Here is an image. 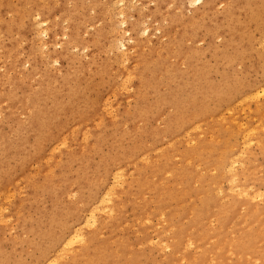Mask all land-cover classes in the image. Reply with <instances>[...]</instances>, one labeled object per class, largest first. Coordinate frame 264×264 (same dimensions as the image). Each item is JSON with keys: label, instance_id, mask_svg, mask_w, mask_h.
I'll return each mask as SVG.
<instances>
[{"label": "bare ground", "instance_id": "bare-ground-1", "mask_svg": "<svg viewBox=\"0 0 264 264\" xmlns=\"http://www.w3.org/2000/svg\"><path fill=\"white\" fill-rule=\"evenodd\" d=\"M69 1L75 0H0V119L42 134L32 154L26 156L20 145L9 159L4 151L7 160L0 158V264H264V162L259 163L264 161V1L228 14L227 22L235 24L221 44L232 51L214 66L226 89L211 79V66L192 47L195 36L188 25L180 31L167 25L173 35L163 33L167 42L161 44L143 38L148 31H135L139 19L125 38L118 27L126 24L133 0H114V6L112 0H84L82 14L70 21ZM188 2L174 0L171 8ZM90 9L97 14L86 16ZM94 19L101 24L94 32L103 59L91 58L84 95L82 86L71 85L64 106L47 62L42 68L34 63L27 77L19 72L23 53L34 57L29 48L25 52L20 31L36 38L52 33L49 25L61 28L65 55ZM212 32L204 23L198 34ZM239 57L253 59L243 80L229 72L228 64ZM8 68L14 69L12 78ZM257 71L260 78L253 79ZM34 76L38 79L14 97L18 83ZM47 98L58 113L53 126L47 125V104H41ZM77 108L84 115L73 116L72 123ZM2 135L0 147L6 141ZM102 143L107 150L87 173L85 161ZM40 192L47 193L53 209L46 221H31L23 209L37 203Z\"/></svg>", "mask_w": 264, "mask_h": 264}, {"label": "rangeland", "instance_id": "rangeland-1", "mask_svg": "<svg viewBox=\"0 0 264 264\" xmlns=\"http://www.w3.org/2000/svg\"><path fill=\"white\" fill-rule=\"evenodd\" d=\"M78 1H80V0H78ZM83 1L84 0H81L80 2H76V0L75 1H69L68 2V7H70L71 8V10L72 11H74V12H72L73 14H70V15H72L71 16V18L69 19V21L70 20H72V19H74V17H77V16H80L81 14H82V12H83ZM100 3H103V1H105V0H98ZM137 1V2H136ZM145 1V2H144ZM173 1L174 0H133V2H132V4H131V6H132V9L130 10V11H128L127 12V14L126 15H124V19H125V23L127 24H125V25H120L119 27H118V29H120V33L122 32V33H125V34H121L122 36H124L125 38H128L129 37V35H132L133 34V30L130 32V30H128V29H130L131 27H130V25H131V23H132V21H137V20H139V25L137 26V29L135 28V31H137V32H139V31H142L143 29L144 30H146V32L147 33H145V35H143V38H149V41L150 42H153V41H155L156 39H158V43H166L167 42V37L166 36H164L163 35V33L166 35L167 33V35L169 36V38L173 35V31L174 30H177V31H180L181 29H182V27L183 26H187L188 25V27L193 31V33H194V35L193 36H195V37H193L192 38V43L193 44H191L192 45V47L196 50V52H199V50H200V54H201V57H202V59L204 60V62H206L209 66H211V79L214 81V82H216V83H219V84H221L222 86H224L225 87V89L227 88V86H228V84L227 83H225V82H220L221 80H220V77H219V75H217V74H215L214 73V69H215V67H216V65H217V63H220V61L222 60V57H223V53L224 52H226V51H228L229 53H231L230 52V50L232 51V48L230 47V46H228V47H226V48H222V44H221V42H223V40H224V38H225V36L226 35H228V33L229 32H231V30H233V28H234V24L235 23H231V22H227V20H228V17L232 14H230V15H228L231 11H233V10H237V9H242V7H243V5H257L260 1H262V0H241V1H243V2H241L240 0V2H237V0H202L201 2H200V4H198V5H196V4H194L195 3V0H194V2H193V0L191 1V0H189V2L188 3H190V2H192V3H190L188 6H187V4L188 3H186L185 5H182L181 7H179V8H177V9H173L174 7H173ZM252 1V2H251ZM258 1V2H257ZM264 1V0H263ZM112 4H111V6H114V0H112ZM172 2V4H170ZM236 2H237V5L238 6H236ZM255 2V3H254ZM14 3V4H13ZM15 3L16 2H14V1H12V3H11V5H10V7L11 8H13L14 7V5H15ZM209 3V4H208ZM233 3H235L234 5H233ZM80 6H79V5ZM140 4V5H139ZM74 5H75V8H74ZM81 5H82V7H81ZM170 5H172V6H170ZM209 5V6H208ZM241 5V6H240ZM142 6V7H141ZM171 7H173V8H171ZM240 7V8H239ZM159 8V9H158ZM158 9V10H157ZM212 10V11H211ZM226 10H227V12H226ZM231 10V11H230ZM140 11V12H139ZM164 12V13H163ZM198 12V13H197ZM200 12V13H199ZM54 13H55V16H56V18L58 17V15H59V11L58 10H55L54 11ZM168 13V14H167ZM195 13H196V15H195ZM207 13V14H206ZM97 14V11H95L94 9L92 10V9H90L89 11H87V15L86 16H88V17H92V16H94V15H96ZM139 14V16H137ZM165 14H166V16H165ZM200 14V15H199ZM159 15V16H158ZM202 15V16H201ZM74 16V17H73ZM131 16H133V17H131ZM206 16H207V18H206ZM217 18H216V17ZM222 16V17H221ZM137 17V18H136ZM139 17V18H138ZM169 19H168V18ZM192 17H194V18H192ZM198 17V18H197ZM213 17H215V19L213 18ZM221 17V19H219ZM130 18H132V19H130ZM136 18V19H135ZM174 18H175V21H174ZM188 18V19H187ZM212 18V19H211ZM224 18V19H223ZM164 19L166 20V21H168V22H165L164 21ZM201 21H200V20ZM95 21H94V23H90V22H87L86 23V26L87 27H85V29L83 30V32H82V34L80 35V37H79V39H80V43H79V45H77V46H68V49L66 50V53H65V55H63V53H62V49L61 48H63L62 46L64 45V43L66 42V36H62V32H61V28H57V27H55V26H53V25H49V28H51L52 29V33L51 32H48L47 33V35H41V36H39V37H36V38H33L34 36L30 33V32H27V33H25L24 31H20V35H21V37L23 38V39H25L24 41H23V44H22V46L25 48V52L27 51V48H29V50H30V52H31V55H33L32 57H33V59L31 60L30 58H29V56L27 55V54H25V53H23V55L20 57L21 59H20V61H19V63H18V70H20L19 72H21L22 74H24V77H27V75L28 74H30V73H32L31 71H33V64L35 63L36 65H38L40 68H42V65H44V63L43 62H47L48 63V65H49V69H51V74H52V77H51V81H53L52 83H53V85H55L54 87H57V89L59 88V89H61V90H63V91H61V96H60V99H61V103H62V105H64V104H67V100H68V97L66 98L65 96L67 95V96H69V95H71V92L73 93V87L76 89V86H77V84H78V86L80 85V86H82V87H80L79 86V89L80 88H82V90H79L80 92H81V94H83L84 95V91L86 90L85 89V87H86V82H87V80H86V78L90 75V73H88V72H91L92 73V71H93V67H92V65L94 66V64H93V62H92V60H91V58L92 57H94V61H95V63H97L99 60H102L103 59V57H102V55L101 54H98V43H99V39L97 38V36H96V34H95V32L94 31H96L95 30V28L96 29H98L97 27L98 26H100L101 24H100V21H97V20H99V19H94ZM117 20H119V21H121V18H118L117 17ZM147 20V21H146ZM184 20V21H183ZM188 20H191V21H188ZM214 20H215V22H214ZM220 20H221V22H220ZM174 21V22H173ZM187 21V22H186ZM199 21V22H198ZM208 21V22H207ZM164 24H163V23ZM181 22V23H180ZM183 22V23H182ZM130 23V24H129ZM141 23H143L144 25L142 26V24ZM149 23V24H148ZM176 23H177V25H176ZM180 23V24H179ZM185 23V24H184ZM201 23V24H200ZM204 23H206V25H209L210 27H212V29H213V32H212V34H211V37L209 36V35H203V36H200L199 37V30H200V27L204 24ZM215 23V24H214ZM218 23V24H217ZM94 24V25H93ZM100 24V25H99ZM146 24V25H145ZM169 24H173L174 26H175V29H173V31L172 32H170V30H166V27H167V25H169ZM198 24V25H197ZM222 26H221V25ZM226 24V25H225ZM232 24V25H231ZM64 25H65V22H64ZM195 25H197V27L195 26ZM94 26H95V28H94ZM122 26V27H121ZM219 26V27H218ZM144 27H146V28H144ZM180 27V28H179ZM47 28V27H46ZM179 28V29H178ZM221 29V30H220ZM227 29V30H226ZM122 30V31H121ZM165 30V31H164ZM224 31V33H223V31ZM127 31V32H126ZM163 31V32H162ZM170 33H169V32ZM197 31V32H196ZM61 32V33H60ZM58 33H60V35L58 34ZM127 33V34H126ZM195 33H196V35H195ZM217 33V34H216ZM52 34V35H51ZM94 34V35H93ZM170 34H171V36H170ZM51 35V36H50ZM93 35V36H92ZM147 35V36H146ZM50 36V37H49ZM62 36V37H61ZM83 36V37H82ZM145 36V37H144ZM196 36H198V37H196ZM207 36V37H206ZM210 37V38H209ZM217 37V39H215ZM65 38V39H64ZM82 38V39H81ZM87 38V39H86ZM195 38V39H194ZM198 38H200V39H198ZM209 38V39H208ZM212 38V39H211ZM93 39H95V40H93ZM207 39H208V43L209 44H213L211 47L210 46H207L208 44H207ZM223 39V40H222ZM4 40V43L5 44H2L1 46H5L6 45V41H5V39H3ZM93 40V42H91V43H89L90 41H92ZM215 40V41H214ZM210 41V42H209ZM61 42V43H60ZM84 42H86V45L84 44ZM97 42V43H96ZM58 43H60V45L58 44ZM89 43V44H88ZM43 44H44V46H43ZM92 44H94V45H92ZM89 45V46H88ZM79 46H80V48H79ZM94 46V47H93ZM78 47V48H77ZM93 47V48H92ZM126 47H128V45H126ZM125 47V48H126ZM214 47V48H213ZM41 48V49H40ZM75 48V49H74ZM85 48V49H84ZM229 48V49H228ZM231 48V49H230ZM127 49L128 48H126L125 50L127 51ZM223 49V50H222ZM81 50V51H80ZM124 50V51H125ZM220 50V51H219ZM93 51H95L96 52V54H95V52H93ZM123 51V49H122V51H121V49H120V51L119 52H124ZM41 52V53H40ZM73 52V53H72ZM76 52V53H75ZM214 52H215V55H214ZM219 52V53H218ZM34 53V54H33ZM227 53V52H226ZM228 53V54H229ZM37 54V55H36ZM58 54H59V56H58ZM73 54V55H72ZM89 54V55H88ZM205 54V55H204ZM55 55V56H54ZM57 56V57H56ZM74 56V58L76 59H74L73 58V60H72V58H69V57H73ZM85 56V57H84ZM59 57V58H58ZM61 57V58H60ZM63 57V58H62ZM66 57H68L67 59H66ZM77 57H78V59H81V60H78L77 59ZM82 57H84V58H82ZM96 57V58H95ZM29 58V59H28ZM102 58V59H101ZM220 58V59H219ZM42 59V60H41ZM97 61H96V60ZM0 60H1V57H0ZM54 60V62H52ZM67 60H69V61H71V63H73L72 65H71V63L69 62V61H67ZM78 60V61H77ZM90 60V61H89ZM251 60V61H250ZM252 58H250V57H239V58H237V59H233V60H231V63L230 64H228V66L231 68L230 70H229V72L234 76V79L235 78H237V79H241L242 78V80L246 77V75H247V72H248V69L250 68V66L253 64V62H252ZM237 61V62H236ZM68 62H69V64H68ZM78 64V65H76V63ZM81 62V63H80ZM91 62V63H90ZM242 62H244V63H242ZM216 63V64H215ZM236 63H238V64H236ZM40 64V65H39ZM75 64V65H74ZM243 64V65H242ZM80 65H81V69L79 68L80 67ZM87 65V66H86ZM231 65V66H230ZM71 66V67H70ZM75 66V67H74ZM76 66H78V67H76ZM215 66V67H214ZM248 66V67H247ZM52 67V68H51ZM70 67V68H69ZM213 67V68H212ZM228 67V68H229ZM72 68V69H71ZM76 68V69H75ZM79 68V69H78ZM86 68V69H85ZM87 68H88V71H87ZM246 68H247V70H246ZM73 69H75V70H73ZM30 70V71H29ZM77 70H79L78 72H77ZM83 70V71H82ZM86 70V71H85ZM74 73H73V72ZM2 72V69H0V73ZM27 72V73H26ZM57 72H59V74L57 73ZM65 72H66V75L69 73V74H71L70 72H72L73 74H74V77H72V76H68V78L67 77H64L65 75ZM76 72V73H75ZM83 72V73H82ZM6 73H7V75L10 77V78H12L13 77V74H14V69H12V68H8L7 70H6ZM54 74V75H53ZM63 75V77L67 80V82H65L64 80L65 79H62V75ZM73 74H71V75H73ZM75 74H76V77H75ZM82 76H81V75ZM255 74H256V76H255ZM255 74H253V79H259L260 78V74L258 73V71L257 72H255ZM26 75V76H25ZM56 75H58L57 77H56ZM213 75V76H212ZM82 77V78H80V77ZM217 76V77H216ZM241 76V77H240ZM37 77V78H36ZM55 77V78H54ZM58 77H60V79H59V81H58ZM72 77V78H71ZM78 77V78H77ZM255 77V78H254ZM70 78V79H69ZM74 78L76 79V81H74ZM85 78V79H84ZM36 79H38V76H34V78H31L28 82L26 81V79H23L21 82H19L18 83V90H17V93L16 94H14V97H20L21 96V94L23 93V91H25V89L26 88H24V87H26V86H24V85H29L30 86V84L32 83V81L34 80V81H36ZM61 79H62V81H63V83H62V81H61ZM88 79V78H87ZM71 82H70V81ZM85 81V83H84V81ZM247 80V82H250V79L249 78H247L246 79ZM57 81V82H56ZM69 81V82H68ZM238 81V80H237ZM61 82V84H63V85H59L58 83H60ZM76 84H75V83ZM80 82H83L84 83V85H83V83H80ZM23 83H25V84H23ZM55 83V84H54ZM72 83V84H71ZM65 84H67V85H65ZM71 85L73 86L72 88H71ZM200 85V83H196V86H199ZM23 86V87H22ZM33 86H34V84H33ZM60 86H61V88H60ZM63 86H65V88L63 87ZM68 86V87H67ZM8 87H10L9 85H8ZM12 89H13V87H11ZM69 88H71L70 90L71 91H69ZM75 89H74V91H75ZM10 89H7V91H9ZM65 90V91H64ZM70 92V94L68 95V93ZM63 93V94H62ZM67 93V94H66ZM65 94V95H64ZM80 94V95H81ZM63 95V96H62ZM131 99V100H130ZM129 99V102L130 103H128V107H132L133 106V98H130ZM47 100L48 101H46L45 100V102H41V104H43V103H45V104H47V105H45L44 106V104H43V106L45 107V108H47V110L49 111V114H48V121L50 120L51 121V118H52V121L53 122H50L49 121V124H48V122H47V125L48 126H53L54 124H55V122H57V120H58V113L57 112H55L54 113V111L52 110V103H51V98H47ZM63 100V101H62ZM111 100H112V98H111ZM65 101V102H64ZM49 103V104H48ZM51 105V106H50ZM1 107H2V105H0ZM50 106V108H48ZM65 106V105H64ZM80 109L81 108H77L75 111H74V113H73V115L69 118V120L72 122V123H74L75 121H72L71 120V118L73 117V116H77V117H79V116H81V115H84V111L81 109V111H80ZM79 110V111H78ZM77 112V113H76ZM82 114H81V113ZM3 113L5 114L6 113V110H3ZM81 114V115H78V114ZM54 116H53V115ZM52 115V116H51ZM51 117V118H50ZM55 117H56V120H55ZM76 117V118H77ZM5 119H7V118H1L0 120H1V124H0V131H1V133H0V135H2V136H5V139H6V141H5V143H4V147H0V148H3L2 149V154H0V158L1 159H4V160H7V159H9L11 156H13L15 153H16V151H15V149H14V151H12L13 152V154H11V150H13V147L14 148H19V146L20 145H22V147H23V149H26V150H24L25 152V154H26V156L28 155V154H32L33 152L32 151H34V145H35V142H37V140L39 141L40 139L39 138H41V136H42V134L40 133V132H37L38 134H37V136H34L30 131H28L29 129H28V127L27 128H25L26 126H23V125H17V127H16V123H14L15 121L14 120H11V119H8V120H5ZM12 123H13V125H12ZM10 125H12L11 127L13 128V130L14 131H12V128L10 127ZM20 127V128H19ZM23 127V128H22ZM9 129V130H8ZM19 129H20V131H19ZM22 129V130H21ZM16 131V133H14ZM27 131V132H26ZM3 132H5V135H4V133ZM21 132H23L22 134H21ZM20 133V134H19ZM29 133V135H27ZM33 135H31V134ZM13 135V136H12ZM14 135H16V136H14ZM25 135V136H24ZM27 135V136H26ZM36 135V134H35ZM19 136H20V139H18L19 138ZM21 136H23V137H21ZM6 137H8V140L10 139V141H8L7 140V138ZM25 137V138H24ZM38 137V138H37ZM17 139V141L15 140V139ZM32 138L34 139V141L32 140ZM15 141H13V140ZM27 139V140H26ZM37 139V140H36ZM11 140H12V142L13 143H10L11 142ZM32 140V142H30ZM22 141V142H21ZM26 141V142H25ZM21 144H20V143ZM34 142V143H33ZM98 142H99V140H98ZM8 143V144H7ZM15 143V144H14ZM5 144H7L8 146H6ZM11 144V148L9 147V145ZM17 144V145H16ZM98 144V143H97ZM104 143H102V144H100V149H99V151H98V153L96 152V154L98 155H93L94 157H91V159H87L86 161H85V163H87V162H90V164L89 163H87V165H86V167L88 166V169L85 167V171H87V173H89V172H91L92 170H93V166H92V163L97 159V157L98 158H100V156H102L105 152H106V150H107V146L108 145H106V144H104V145H106V146H104L103 145ZM15 145L17 146V147H15ZM26 145H28V146H26ZM28 147H30V149L28 148ZM33 147V148H32ZM29 150H28V149ZM106 148V149H105ZM5 149V150H4ZM10 150L9 152L8 151H6V150ZM32 149V150H31ZM102 149V150H101ZM1 151V150H0ZM8 155L7 157V159H5L6 158V154L4 153V152ZM27 151H29V152H27ZM101 151V152H100ZM27 152V153H26ZM32 152V153H31ZM103 152V153H102ZM101 153V154H100ZM5 154V155H4ZM11 154V155H10ZM100 154V155H99ZM2 155V156H1ZM260 157H257V159H259ZM4 160H2V161H4ZM92 160V161H91ZM259 163H263L264 161L263 160H260L259 159ZM72 165L70 166V168H72L73 170H75V168L77 167V162L75 161L74 163L72 162L71 163ZM92 166V167H91ZM75 167V168H74ZM71 169V173L69 174V177H71V178H73L74 177V174H73V170ZM90 170V171H89ZM264 181V180H263ZM263 184H264V182H263ZM264 186V185H263ZM45 192H40V193H38V201H37V203H35L34 205H32L31 207H25L23 210H24V212L26 213V214H28V216H29V218H31V219H33V220H31V221H34L35 219H37L38 218V220L40 221V222H44V221H46L45 220V218L47 219V217H49V214H50V211L53 209V207H51V205H50V199H49V197H48V195H47V193L46 194H44ZM26 195H28L29 196V198H28V200H30L31 199V196L28 194V192H26ZM34 196L35 195H33L32 196V198H34ZM48 197V198H47ZM49 208H50V210H49ZM49 213V214H48ZM43 219V220H42ZM127 236L128 237H130V238H132L133 237V235L130 233V232H128L127 233ZM134 238V237H133ZM132 238V239H133ZM153 242H155V239H153ZM10 246L8 245V244H4V250H5V252L6 253H9L10 252ZM145 258L146 259H148V260H150L151 259V257H150V255H149V253H148V250L147 249H145Z\"/></svg>", "mask_w": 264, "mask_h": 264}]
</instances>
